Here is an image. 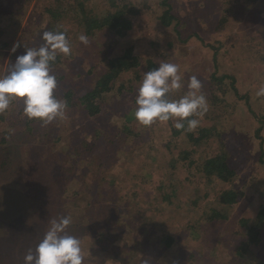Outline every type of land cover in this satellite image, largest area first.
Returning a JSON list of instances; mask_svg holds the SVG:
<instances>
[{
    "label": "rangeland",
    "instance_id": "374dc122",
    "mask_svg": "<svg viewBox=\"0 0 264 264\" xmlns=\"http://www.w3.org/2000/svg\"><path fill=\"white\" fill-rule=\"evenodd\" d=\"M61 1L0 0V76L7 73L18 55L24 53V47L40 46L43 44V40L41 39L43 32L57 30L59 27L62 30L67 29L68 37H70L72 44V55L68 57L59 55L58 58L61 57L62 61L53 65V74L63 76L62 79H58V87L55 92L63 100L66 97L63 94L69 89L78 91L80 95L90 90L94 85V78L101 73L105 65L103 63H106L107 60H121L125 62L128 57H136L139 62L138 65L133 66V68L124 69L116 77L114 81L115 87L103 101L102 109H105V113L100 119L106 118V121L103 124L104 120H99L102 123L100 126L102 137L100 136L99 140H97V146L99 145L98 150L101 154L105 155L109 152L110 157L117 155L119 163L126 159L128 165H130L129 169L135 174L143 168L145 162L148 163L149 161L146 152H148V147L151 145H149V135L153 133L155 136L152 135L151 138L153 136L156 137V142H158V145L155 144L156 146H154L151 152V160L155 163L154 172L148 177L139 178L138 176L130 181V183L139 182L141 183L140 185L147 187V192L144 193L145 196L151 195L150 189L156 187L154 193V198L156 199L150 204L147 203L146 206L148 208H146V211L162 208V211L160 210L161 213L164 212L163 207L165 205L168 213H172L171 215L175 218L168 220L167 225H163L162 232L165 233L170 229H176L177 223L184 225L189 222V220L185 222V219L188 218L181 217L183 213H186L180 208L182 198L185 201L200 199L197 200L199 202L196 208L197 212L194 215V223L198 224L196 228L198 231L190 235L188 230L182 235V240L185 242L189 238L187 249L185 250L184 248L182 251H200L197 256L198 264H218L213 256H219L220 253L224 254L223 256H219L221 258L220 263L230 262V258L234 256L235 252H244L243 249L233 246L234 244H239L240 239L245 235V232L240 231L242 225L239 221L241 218L256 215L258 207H264V189L247 188V194L239 198L230 216L220 222L215 220V227L210 226L212 222L205 221V219H203L204 222L199 224L205 215L206 209H220L221 204L219 203V199L223 191L233 189V187L239 188L242 184L232 179L230 181H223L216 176L211 177V179L207 178L201 166L204 160L199 159L197 154L190 155L191 159L184 164L179 163L177 165L176 159L174 160L176 162L172 163V157H180L181 152H191L196 149L188 138L184 140L182 136L173 132V121L166 123L156 121L150 126H144L135 119V116L127 120L124 114L129 113L131 109L137 107L135 100L138 88L146 72L157 68L163 62L178 64L185 84L183 89L173 94V98L179 99L187 91V82L191 76H197L202 83L206 81L214 65V56L211 53L215 49H218V47L219 49L216 52L218 58L220 56H225V58L230 55L234 56L232 57L234 65L230 66V70L236 76L238 85L253 86L257 90L260 87L259 81L264 82V59L256 58L253 55L251 41L244 39L243 41L241 38L255 35L254 43H257L258 45H256L264 52V0H252V2L251 0H204L202 8L192 10L195 4H198V1H195L192 8L182 10L181 13H190V24L197 23L198 25H203L211 36L217 29H222L223 33L219 34L222 41L215 37V39H212V44L215 48L211 46L206 49L201 48L197 39L190 40V43L180 41L174 34L165 30L164 26L161 25L160 17L168 6L165 1L169 2L170 0H84L93 6L91 14L93 19L99 15L102 8L109 7L110 9V7H113L112 1L118 5H125L129 9H132L128 13L130 19L129 28H127L128 31L124 35L118 32L114 33L107 30V28L95 30L92 34L85 33L86 30L82 22L73 17L78 12L80 13L79 6L77 5L80 0H64V3H61ZM210 3H213V12L218 11L213 17H208L209 14L203 13L204 8L208 7ZM231 3L233 6L227 11V6ZM52 5L62 12L58 21H55L54 17L48 12V7ZM221 9L226 15H223ZM54 23H56V27L53 28ZM224 33L230 35L231 38L228 37V40L225 41V37H222ZM230 33H234V35ZM80 34L88 36L89 44L87 46L78 40ZM5 42L8 43L5 44ZM17 43L20 44V47L13 53L12 48ZM225 58L220 57V62L222 63ZM104 59L105 62H103ZM223 65L228 66V62L224 61ZM90 70H94V73H91ZM228 99L235 101V96L232 92L228 94ZM256 104L252 105L255 106ZM16 106L17 108L15 109L14 107ZM20 108L22 110H18ZM23 108L22 101H17L15 106L11 104L6 112L0 114V153L8 151L14 160L16 159L20 165L23 164L22 167L24 168L29 165L30 161L33 162V160L39 159L43 152L46 154V157L50 155L47 160H44L45 166L50 171H46V176H42V181L43 183L49 182L51 186L59 184L58 172L55 174L51 171L55 167V162L50 161L51 157L58 160L60 157L62 158L63 149H67L68 151V148L73 149L76 147V144H80L81 146V139L84 137L82 135L83 132H87L88 127L97 126V123L90 118L87 120L85 118L82 121L84 116L81 113H76L77 105H74L72 108L67 106L66 113L71 117H68V120L59 119L53 121L50 129L51 123L45 125L35 120L34 122L27 123L31 125L32 129L30 131L34 134L29 135V132H27L29 125L26 126L27 124H24L20 127V130L11 134L8 126L15 122V116H18L17 121L19 123H21V119H27L22 113ZM114 113L121 116L119 119L112 121L111 118ZM210 114L211 112L206 114L203 119L206 127L212 125V122L208 120ZM85 117H87L86 114ZM216 118L217 115L213 114L212 119L215 120ZM256 121L257 119L249 111L232 107L223 119L216 120L213 125L218 135V141L220 142L224 139L228 144H232L231 150L226 148L228 159L230 165L234 166L238 171L250 166L251 159L253 158L252 155L258 154L259 150L257 151V148L260 144V139L256 136L254 138L252 134V131L253 133L255 132ZM58 129H61L60 135L55 133ZM69 129L72 130V134ZM42 133H50L49 139L54 140L55 142L53 143L55 145L53 146L52 143V145L50 144L46 148L38 145L43 142L41 140ZM245 134L246 136L244 137ZM3 137H6V139L2 140ZM235 144L241 146L239 150L235 149ZM55 146L58 149L61 148V150L54 149V152H52ZM38 147L41 150L44 149L43 152ZM80 148L82 149V147ZM199 148V151L204 153L205 157L208 154L215 156L221 152L220 148L210 147L208 151V148L205 151L201 147ZM72 157L74 159L77 158L75 155ZM192 159L194 163L190 164L189 162ZM21 160H24V162H21ZM109 160L112 159L110 158ZM74 162L76 163V160ZM9 170H5L3 176H9L13 180L17 179V182L24 189L21 188L15 192L12 190L7 193L6 198L10 200L9 206L11 207H9L8 212H0V238L6 237L4 233L9 229L8 225H10L11 232L14 230L18 235H30L29 237L32 235L33 245L31 244L24 250L27 253L29 249L33 250L32 247L35 246L36 242H40L36 240L39 239V234L44 233L43 230H47L51 219L67 215L61 214L59 211V206L56 204L57 195H51L48 198L50 201L48 209L46 213H41L42 210L37 206L42 202V195L40 196L38 192V190L41 191V188L36 187L35 181L41 177L42 172L33 179L28 178V182H25L26 176H21L23 174L22 171L13 178V175L16 173ZM238 179L243 181L244 177H238ZM94 182L95 185H98V189L95 190L94 186H90L88 188L89 191H87L88 193L96 196L99 189L103 187L104 190V198H100L98 200L100 202L96 206H92L96 210L95 215L103 216V219L107 218V221L111 223L112 220L110 219L114 214L116 217L119 208L123 209L124 207L128 210L132 206V211L129 212L130 215H134L135 212L139 213L136 207H134L140 206V203L143 202L139 194L135 195L134 198L128 195L127 200L122 198V195H125L126 192H133V190L127 187L129 182L124 184L122 182L115 183L111 180V183L105 181L103 186L101 181H98V177L94 178ZM129 185L131 187V184ZM140 185L136 186L135 190L137 187L141 188ZM237 185L240 186L237 187ZM159 186L161 189H158ZM1 187L0 184V189ZM166 193L173 195L170 205L163 198ZM106 195H108V198H106ZM79 198L84 199V196L81 195ZM86 201L85 198L83 203ZM83 205H86V203ZM21 210L24 218L18 221H23V225L14 223L15 221H13V216L20 214L21 212L19 211ZM122 214L125 215V212H122ZM198 216L201 217L200 220H198ZM71 218L73 221L72 215ZM130 221V219L126 218L125 224H131ZM146 224L147 222L144 221V225ZM140 227L143 228L144 226L140 225ZM71 230L68 228V232L73 235ZM155 231L154 227H150L149 230L146 228V236H153ZM4 238L0 239V241ZM27 238L24 239L26 240ZM31 239L26 240V243ZM219 240L225 241L218 244ZM127 243L125 247H134V245H127ZM228 244L231 245L230 249L222 248V246L228 247ZM257 245H263V247H256L254 245L251 247L252 252L264 249V229L260 244ZM179 247L177 246L176 248L177 254L181 253L178 250ZM199 257L200 261L198 260ZM4 263L5 261H1L0 259V264ZM6 264H12V262L9 261ZM140 264L145 263L142 262Z\"/></svg>",
    "mask_w": 264,
    "mask_h": 264
},
{
    "label": "trees",
    "instance_id": "16d2710c",
    "mask_svg": "<svg viewBox=\"0 0 264 264\" xmlns=\"http://www.w3.org/2000/svg\"><path fill=\"white\" fill-rule=\"evenodd\" d=\"M195 1H198V4H195L193 7ZM204 2V0L165 1L168 6L164 10V14L160 17L161 25L164 26L165 30L170 31V33L174 34L180 41H183L184 43H190V40L197 39L201 48L206 49L211 46L215 48V46L212 44V39L217 37L220 39V41H222L221 35H219L220 33H223L222 29H217V31H214V34L211 36V34L206 31V28L203 25H198L197 23L190 24V13H181L182 10H185L186 8L190 9L193 7L192 10L200 9V7H203ZM61 3H64V0H62ZM212 4L210 3L208 7L206 6L203 10V13L209 14L208 17H213L218 12H213ZM77 5L79 6L80 13L78 12L76 15H73V17L76 20L79 19V21L82 22L86 30L85 33L87 32V34H92L93 31H97L98 29L102 30L103 28H107V30H110L114 33H122L123 35L128 31L127 28H129L130 22L128 13L131 12L132 9H129L127 6L118 5L112 1L113 7H110V9L109 7L102 8L99 15L93 19L91 16L93 6L91 4H88L87 1L80 0ZM231 6H233L232 3L227 6V11L231 8ZM48 12L52 15V17H54L55 21H58V18H60L62 14L61 10L53 5L48 7ZM222 13L223 15H226L224 11H222ZM80 14L82 15L80 16ZM217 23L219 24V22ZM54 27H56V23L53 24V28ZM59 29L62 30L61 27H59ZM232 35H234V33ZM222 37H225V41L228 40V37L231 38L230 35L225 33ZM255 37V35L244 36L241 38V40L244 39L246 41H251L253 55L256 58L263 60L264 52L257 46V43H254ZM7 43L5 42V44ZM2 46L5 47L3 44ZM218 49H215L211 53L214 56L213 69L209 77L206 79V81H204L202 88V91L206 95L209 104V111L206 114L211 112L210 116H208V120L212 122V125L210 127H206L204 124L205 121L202 120L200 126L195 132L177 130L174 127L173 132L182 136L183 138H181L184 140L188 138L194 144L196 149L191 152L183 151L180 153V157L175 156L171 159L172 163L176 162L174 161L176 159L177 165L179 163L184 164L191 159L190 155L197 154L199 159L204 160L201 166L203 167L204 174L207 176V178L211 179V177L216 176L223 181H230L232 179L233 181L242 184L241 187H239L240 185H237L239 188L233 187V189H226L220 194V209H206L204 215L205 217L203 216L201 219V217L198 216V220L201 219L199 224L204 222L203 219H205V221L212 222L210 226L213 227H215V220L220 222L230 216L239 198L244 197L247 194V188H256L258 190L264 189V98H257L255 96L256 90L253 86L248 87L247 85H238V80L235 78L236 76L232 74L230 70V66L234 65V60L232 58L234 56L230 55L227 56V58H225V56H220L226 59H223V62H228V66H224L223 62L221 63L219 60L220 57H217L216 52ZM61 61V57H57L55 64H58ZM103 62H105V59ZM138 63L139 62L136 57H128L127 61L125 62L121 60H107L106 63H103L105 65L103 66L101 73L94 78V85L90 90L80 95L78 91L76 92L75 90L69 89L65 92V94H63L66 96L64 101L68 107L72 108L74 105H77L76 113H81L84 116L82 121L85 118V120L90 118L97 123V126H92L91 128L88 127L87 132H83L82 135L84 137L81 139V146L80 144H76V147L73 149L68 148V151L67 149H63L64 153L61 155L62 158L60 157L58 160L51 157L50 161L55 162V167H51V171L55 174L58 172L59 184L51 186L49 182L43 183L42 181V176H46V171H50V169L45 166L46 164L44 162V160H47L50 155L46 157V154L43 152L44 149L41 150L38 147L43 153L39 159L33 160V162L30 161L26 168L22 167L23 164L20 165L16 159L14 160L8 151L0 153V184L2 186L0 189V212H8L9 207H11L9 206L10 200H7L6 198L7 193H9V191L11 192L12 190L15 192L22 188L20 186L21 184L17 182V179L13 180L12 178H9V176H3V172L5 170L10 169L9 171H15L16 174L13 175V178L22 171L23 174L21 176H26L25 182H28V178L33 179L42 172L41 177L35 181L36 187L41 188V191L38 190V192L40 193V196L42 195V202L37 206L40 207V210H42L41 213H46L50 203L48 198L51 195H57L56 204L59 206V211L61 214H65L67 216L72 215L74 218L72 224L69 226V229H72L71 231L73 235L77 236L82 241V247L85 253L84 264H140L142 262L145 264H198L197 256L199 255L200 251H185L187 249V242L189 238L187 242H185L182 240V235L188 230L190 235L191 233H196V231H198L196 229L198 224L194 223V215L197 212L196 208L199 202L197 200L200 199H197L196 201H185L182 198L180 208L186 213H183L181 217L188 218L185 219V222L188 220L189 222L184 225L177 223L176 229H170L168 232L163 233V225H167L168 220L175 217L171 215L172 213H168L165 205L163 207L164 212L161 213L160 210L162 208L146 211V208H148V206H146L147 203L150 204L154 201V199H156L154 198L156 187H154V189H150L151 195L145 196L144 193L147 192V187L140 185L141 183L139 182L130 183V181L135 177L139 176V178H145L146 176L148 177L149 175L153 174L155 163L153 160H151V152L153 151L154 146H156L155 144L158 143L156 142V137H154L155 135L153 133L149 135V145H151L148 147V152H146L147 157H149L148 163L145 162L143 168L135 174L129 169L130 165H128V161H126V159L119 163L120 161H117V159H119L117 155L110 157L109 152H105V155L101 154L98 150L99 145L97 146V140H99L100 136L102 135V129L100 127L102 123L100 121L104 120L103 124H105L106 121V118L100 119L105 113V109H102L103 101L109 95V92H111L115 87L114 81L116 77L124 69L133 68V66H137ZM90 72L94 73V70H90ZM56 77L57 80L63 78V76ZM259 85L260 87L264 86V82L259 81ZM231 92L235 96V101H230L228 99V94ZM16 102L17 100H13L12 106H15ZM255 103L257 104L253 106L252 104ZM232 107L235 109L242 108L243 110H247L257 119L255 132L253 133L252 131V134L253 137L256 136L260 139V144L257 148V151L259 150L258 154H256L257 156L252 155L253 158L251 159V165L247 166L250 168L246 167L247 169L245 168L241 171H238L229 163L228 152L226 148L231 150L232 144H228L224 139L219 142L218 135L213 127L215 121L218 119H223L227 115L228 110ZM14 108L16 109L17 106ZM134 109L135 108L131 109L129 113L127 112L124 114L125 119L130 120V118L134 116ZM18 110L22 109L20 108ZM85 114L87 117H85ZM213 114H216L218 119L216 118L213 120ZM120 116L114 113L111 119L112 121L117 120ZM68 117L71 116L67 114L62 120H68ZM17 118L18 116H15V122L8 126L11 134L15 133L17 130H20V127L24 124L35 121L34 119L27 118L25 120L21 119V123H19ZM28 125L29 124L26 126ZM52 125L53 123L50 124L49 129ZM31 129L32 127L29 125L27 127V132H29V135L34 134L30 131ZM55 133L60 135L61 129H58V131ZM70 133L72 134V130H70ZM49 135L50 133H42L41 140L43 142L38 145H42L44 148L49 147L50 144L52 145V143L55 141L50 140ZM152 135L154 136L151 138ZM245 136L246 134L244 137ZM5 139L6 137H3L2 140ZM54 145L55 143H53V146ZM235 145V149L239 150V147L241 146H239V144ZM209 146L213 148H220L221 152L217 153L215 156L208 154V156L205 157L204 153L199 151V147L205 151ZM80 147H82V149ZM210 147L207 149V151L210 149ZM54 149L61 150V148L58 149V147L55 146L53 147L52 152H54ZM73 155L77 156V158L74 159V157H72ZM110 158L112 160H109ZM74 160H76V163ZM21 162H24V160H21ZM189 163H194V160L192 159ZM95 177H98V181L100 180L103 186L105 181L111 183V180L115 183L122 182L127 184L129 182L127 187L133 190V192H126L125 195H122V198L127 200L128 195H131V197L134 198L135 195L139 194L143 202L140 203V206H134L136 207L137 211H139V213L135 212L134 215H130L129 212L132 211V206L128 210H126L127 208L124 207L123 209L119 208L117 210L116 217L114 214L110 219L112 220L111 223L107 221V218L103 219V216L100 217L97 214L95 215L96 210L93 209L92 206H96L100 202L98 200L100 198H104L103 187L99 189L96 196H92L91 193L87 192L89 191L88 188L90 186H94L95 190L98 189V185H95L94 182ZM238 177H244L243 181L239 180ZM129 184H131V187ZM138 185H140L141 188L137 187L135 190V187ZM118 187L122 188L121 186ZM158 189H161V187L159 186ZM81 195L84 196V199L86 198V205H83L85 204L83 203L84 199L79 198ZM172 196L173 195L166 193L163 197L168 205L172 203ZM106 198H108V195H106ZM19 212L21 213L14 215L15 218L13 216V221H15L14 223L23 225V221L18 220L24 218V215L22 210ZM122 212H125V215H123ZM126 218L131 220V224H125ZM144 221L147 222L146 225H144ZM239 223L242 225L240 231L245 232V235L240 239L239 244H234L233 246L243 249L244 252H235L234 256L230 258V262L228 263H220L221 258L219 256L224 255L221 253L219 256H213V258H215L214 260L218 262V264H264V249L262 251L254 250L256 252H252L253 250L251 251V247L254 245L256 247H263V245L257 244H260V239L263 237L264 207H258L256 215L241 218ZM140 225H143L144 227L142 228ZM150 227H154L156 231L154 232L153 236L148 237L146 236V228L149 230ZM8 228L9 229L4 233L6 237L0 238H4L2 241H0V259L1 261H5L4 264L9 261H11L12 264H24V256L26 254L24 250L26 247L32 244L33 239H31V237L33 236L31 235V237H29L30 235L24 234L18 235L14 230L11 232L10 225H8ZM43 231L44 233L39 234V239L36 241H41L43 239L46 230ZM26 237H28L26 240L31 239L28 243H26V240L24 239ZM224 241L225 240H219L218 244ZM39 243L40 242H36L35 246L32 247L33 250H35ZM126 243L127 245H134V247H125ZM177 246H180L178 249L181 252L180 254H177ZM227 246L228 247L222 246V248H231L230 244ZM184 248L185 250L182 251ZM200 257L198 259L199 261Z\"/></svg>",
    "mask_w": 264,
    "mask_h": 264
},
{
    "label": "clouds",
    "instance_id": "9594fccd",
    "mask_svg": "<svg viewBox=\"0 0 264 264\" xmlns=\"http://www.w3.org/2000/svg\"><path fill=\"white\" fill-rule=\"evenodd\" d=\"M41 39L43 44L38 47H24V53L0 76V114L10 108L13 100L22 101L24 116L47 125L66 114V102L55 94L58 80L53 65L59 55H72V44L67 29L45 31ZM78 40L85 46L89 44L86 34H80ZM19 47V43L14 45L12 52ZM184 87L178 64L163 62L146 72L135 100V119L144 126L173 121L175 129L195 132L209 111V104L197 76L189 78L184 95L173 98ZM255 96L264 98V86L255 91ZM71 224V216L51 219L35 250L29 249L25 254L24 264H84L82 241L68 232Z\"/></svg>",
    "mask_w": 264,
    "mask_h": 264
}]
</instances>
